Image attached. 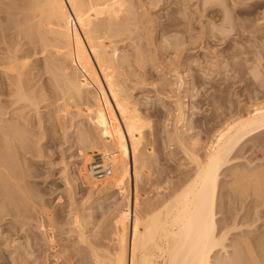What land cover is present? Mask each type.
Instances as JSON below:
<instances>
[{
	"label": "bare ground",
	"instance_id": "obj_1",
	"mask_svg": "<svg viewBox=\"0 0 264 264\" xmlns=\"http://www.w3.org/2000/svg\"><path fill=\"white\" fill-rule=\"evenodd\" d=\"M232 4L236 7L239 2L233 0ZM229 10L226 9L228 13ZM148 12L144 4L137 5L133 0H0V70L8 93L6 106H0V222L4 220L3 208L17 210L18 205L25 206L21 204L26 200L17 169L19 155L30 152L29 134L35 128V118L41 119L43 115L60 126L71 115L70 120L77 122L70 126L78 124L76 140L81 144L82 165L77 177L92 192L100 186L111 189L110 186L115 192H125L126 198L118 193L126 201L114 210L112 250L96 246L75 215L79 240L89 249L81 264H264V223L258 222L257 229H247L244 236L236 238L231 245L235 250L230 253L225 241L231 230L240 226L234 223L225 232L219 229V234L216 219L221 170L230 164V155L246 137L264 132V103L243 116L226 119L225 128L218 130L214 140L203 148V156L192 148L195 142L192 150V144L181 142L186 140L179 138L180 131L174 124L172 135L193 164L192 173L169 199L139 209L138 184L141 176L151 170L156 157L147 139L152 123L144 115L140 95L136 98L134 92L147 84L150 65L164 74L151 52L155 41L150 34L158 27L156 18L149 17ZM228 13L226 24L231 20ZM165 39L163 42L174 43L173 36ZM35 56L37 64L33 65L31 60ZM178 98V102L174 101L175 120L180 124L185 120V112ZM144 103L148 107V100ZM42 108L45 110L41 111ZM109 163L110 174L97 175V168ZM233 171L230 176L238 180L231 181L240 186L236 190H246L244 185L248 182L254 187L247 221L254 209L255 214H262L255 222L262 220L264 167L259 166L252 173L249 170L250 175L241 171V181L236 176L239 169ZM133 177L134 200L130 194ZM229 183L226 209L235 190ZM244 190L242 193L240 189L242 197ZM44 215L37 230L50 247L55 214L46 211ZM220 249H226V255L218 253ZM65 259L68 263L64 264H73Z\"/></svg>",
	"mask_w": 264,
	"mask_h": 264
},
{
	"label": "rangeland",
	"instance_id": "obj_2",
	"mask_svg": "<svg viewBox=\"0 0 264 264\" xmlns=\"http://www.w3.org/2000/svg\"><path fill=\"white\" fill-rule=\"evenodd\" d=\"M133 1L137 5L144 4L146 12L149 10V17L156 18L157 31L150 34L156 44L153 42L150 48L155 63L164 73H157L150 65L147 84L143 88H135L134 92V97L140 95L138 100L143 101L140 105L144 108V115L152 123L147 139L156 157L155 164L141 176L138 184L141 210L169 199L184 184L187 175L192 173L193 164L173 137L176 126L180 131L179 138L186 140L181 142L184 145L195 142L194 146L198 143L196 148L193 144L187 147L190 149L193 146L201 155L207 142L206 147L220 132L217 131L225 128L226 119L243 116L251 112L254 106L264 103V0H237L239 4L236 7H233V0ZM226 9H230L229 13ZM226 12L231 16H228L231 20L227 24ZM227 27L231 30L227 31ZM171 36L176 46L163 42ZM36 57L31 58L33 65L37 64ZM0 76V106H6L8 93L1 70ZM177 96L185 112V120L180 124L176 121ZM146 99L148 107L144 103ZM41 116L43 121L36 117L35 128L32 131L29 128L30 152L19 155L20 167L17 172L22 179L20 184L26 200L21 204L25 206L18 205L17 210L5 207L1 212L4 220L0 222V264H16V261L17 264H64L67 261L65 258L73 264H81L89 249L79 240L75 215L80 218V223H84L86 235L96 246L112 250L115 244L112 239L114 210L119 204H125V192H115L110 186L111 189L100 186L97 191H90L86 182L77 177L82 165V155L79 154L81 144L76 140L78 124L70 126L77 119L70 120L69 115L59 130L62 124L56 126L52 119L49 122ZM64 126L67 127L65 131L62 130ZM170 134H173L172 137ZM168 136L174 140L169 141ZM96 159L92 160V164H97ZM229 159L230 164L221 170L219 178L216 219L219 234L222 231L219 229L225 232V228H233L235 224L240 226L231 230L225 241V248L232 253L236 238L245 235L247 229H257L258 224L264 223V217L263 222L261 219L255 222L261 214H255V209L256 212L250 211L254 214L247 221V206L254 200L252 184H245L246 190L240 188L242 193L243 190L245 192L242 197L240 189L236 190L238 182L233 183L238 179L230 176L237 168L239 174L236 176L241 181L244 174H241L240 168H246L243 169L246 175L259 166L264 167V132L246 137ZM229 181L235 190L229 189L234 192L226 209ZM130 187L134 200V177ZM44 211L55 214L50 247L37 230L40 218L45 219ZM225 250L220 249L218 253L226 255Z\"/></svg>",
	"mask_w": 264,
	"mask_h": 264
},
{
	"label": "built area",
	"instance_id": "obj_3",
	"mask_svg": "<svg viewBox=\"0 0 264 264\" xmlns=\"http://www.w3.org/2000/svg\"><path fill=\"white\" fill-rule=\"evenodd\" d=\"M97 170L99 171L97 175H99L100 177L108 176L111 171V164L109 163L105 167H98Z\"/></svg>",
	"mask_w": 264,
	"mask_h": 264
}]
</instances>
